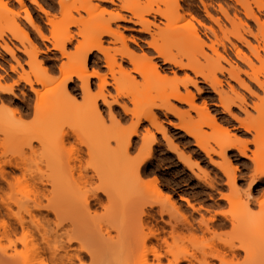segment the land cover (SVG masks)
Here are the masks:
<instances>
[{
	"label": "bare ground",
	"instance_id": "obj_1",
	"mask_svg": "<svg viewBox=\"0 0 264 264\" xmlns=\"http://www.w3.org/2000/svg\"><path fill=\"white\" fill-rule=\"evenodd\" d=\"M14 1L24 13L23 18L21 12L12 10L10 0H0V57L5 53L16 60V66L9 65L7 70L0 65V264H231L240 259L249 264L255 257L256 264H264V220H259L257 230L255 222L244 216L253 212L254 205L264 212V192L260 200L254 201L246 194L244 200L238 195L235 204L231 201L233 192H240L236 188L238 168L228 155L233 150L254 165L251 183L254 176V184L264 179L263 0H215L217 4L213 0H196L197 5H193L194 0L187 1L197 9L195 13L186 12L184 0H74V7L68 6V1L57 0L56 13L52 5L29 0L44 15L43 24L49 29L35 26L22 0ZM96 2L116 6L119 11L110 13ZM241 17L255 25V32ZM22 19L41 41L65 59L57 68V75L38 60V49ZM116 21L138 27V33L149 38L148 52L138 55L130 49L127 42L135 41L123 36L118 27L112 28ZM72 28L77 29L80 40L72 51L66 52L65 46L75 38L70 34ZM6 32L22 45L21 53L26 57L23 65L14 58L5 40ZM233 41L250 55L244 54ZM117 43L119 47L105 46ZM229 51L247 71L236 66ZM93 53L94 64L97 66L98 56H102L104 66L88 68ZM155 60L162 65L158 67ZM121 62L130 69L126 70ZM165 65L189 71L195 80L186 74L180 78ZM91 78L96 80V91L90 89ZM58 79L55 91H60L61 96L50 100L44 89ZM196 79H201L210 90L199 107L195 95L187 89L192 86L199 93ZM74 81L81 85L82 104L66 108V100L76 101L78 95L68 87ZM230 82L247 92L250 107L246 97ZM21 86L27 87L34 99L24 97L18 107L14 101L19 98L16 92ZM108 87L113 88L115 96L108 94ZM118 100H126L127 104ZM171 101L187 105L188 110L181 112ZM98 102L109 109L107 120L118 128L116 133L105 130L107 120L99 111ZM111 104L120 106L122 113L110 114ZM47 108L55 109L59 118L73 125L76 131L71 138L67 135L70 129L56 133L50 127L54 117L27 123ZM216 109H221L230 121L218 117ZM157 111L176 117L179 124L170 125L182 131L210 161L212 154L221 158L222 163L211 162L227 178L225 186L232 194L220 195L217 207L222 203L230 208L235 205L244 210L242 215L219 213L204 225L194 226L184 212L181 214L182 208L171 193L154 176L147 177L144 169L152 146L157 143L151 129L162 136L188 170L194 167L204 174L197 162L172 146ZM231 121L246 134L253 133V158L247 155L249 142L232 132L238 128ZM144 123L148 127L139 134ZM134 137H140L137 157L118 165L120 160L129 161ZM81 138L91 148L86 147L83 153L72 152L71 143ZM208 184V189L219 188L218 183ZM15 195H19V200H14ZM179 201L196 210L187 198L181 197ZM224 230L228 236L217 241L218 233ZM198 234L209 244L199 256L184 250L185 243L195 241Z\"/></svg>",
	"mask_w": 264,
	"mask_h": 264
},
{
	"label": "rangeland",
	"instance_id": "obj_2",
	"mask_svg": "<svg viewBox=\"0 0 264 264\" xmlns=\"http://www.w3.org/2000/svg\"><path fill=\"white\" fill-rule=\"evenodd\" d=\"M63 1L64 2L68 1V3H69L68 6H70V7H74V5L75 6L77 5L76 3H74V0H63ZM184 1H185V3H182V4L183 5L185 4L184 8H185L186 12L189 10V12L195 13V11L197 9H194V7H190L192 2L191 3L187 2L189 0H184ZM213 1H214V4H217V1H215V0H213ZM38 2L43 6H44V4L52 5L53 6V12L54 11H55V13L57 12V8H58L56 5L57 0H38ZM194 2L195 3L193 5L198 4L196 0H194ZM263 2H264V0H263ZM22 3L31 13L35 26H40V27H44L45 29H49V27H46L43 24V23H45L44 15L40 14L36 10V8L29 3V0H22ZM96 3L98 5L100 4L99 6L106 9L110 13H114V12L119 11L118 7H116V6L105 5V4H101L98 2H96ZM10 4H11V8H13L12 9L13 11H19L20 10L19 9L20 6L17 5V3L14 0H10ZM19 12H21L19 14H20L21 18H23L24 13H22V11H19ZM119 13L122 16L123 15L128 16L127 14H125L123 12H119ZM198 13L202 15L201 12L198 11ZM105 17H107V16H105ZM241 18L243 21L245 20V19H243V17H241ZM21 21L24 24H26L23 19ZM222 22L225 23L223 20H222ZM244 22H246V24L252 29V31L255 32V25L253 23H251L249 21H244ZM26 26L28 27V32H30L29 38H30L31 42H33V44L38 49V52H39L38 60L43 61L44 67L52 69L54 71V73L57 75L58 74L57 68H59L62 65L61 63L65 62V59L63 57H61V55L58 53V51L53 50L48 43H46V42L44 43L43 40H42L43 41L42 42L40 40V38L37 36V34L35 33V31L33 29H31L27 24H26ZM115 27H118L120 33H122L123 36H125L126 38L130 37V38L134 39L135 44L127 42V45L129 46L130 49L134 50L138 55L142 54L143 52H146V53L148 52L146 42L149 41V38L146 35L138 33V31H137V30H139L138 27H135L132 24L124 23L122 21H116V22L112 23V28H115ZM70 30H71V33H70L71 36H74L75 38H74V40H72V44L70 43V44H67L65 46L66 52L72 51L74 49V46H76V41L80 40V38L77 35V32H78V31H76L77 29L72 28ZM44 34H45V36L48 35L47 37H49V33L47 31L46 32L44 31ZM5 35H6L5 36L6 42L11 46V48L14 52V56H15L14 58L17 59V61L23 65L24 62L26 61V57L24 55H22V53H21L22 52V45L19 42L13 40L9 33L6 32ZM246 39L250 40L254 44L252 39H249V38H246ZM104 40H106L107 42L110 41V39H108V38H106ZM234 42H235V45L239 49H241V51L244 54L250 55L249 51L245 47H242V45L240 43H237L236 41H233V43ZM24 45L26 47L28 46L26 42H24ZM105 46L119 47L120 43L113 44V45L112 44H105ZM172 52L176 53L175 50H172ZM229 53H230V57L235 62L236 66L243 71H247L246 66L244 64H242L241 62L237 61L230 51H229ZM2 54H3L2 55L3 57L2 56H1L2 58L0 57V65H2V67H4L7 70V69H9L8 68L9 65L10 66H16V60L14 61V59H12L10 56H7L5 53H2ZM95 56H96L95 53L90 55V59L87 62L89 69H94L95 67L99 68V66L101 68L102 66H104V63L102 62V60H103L102 56H98L100 58L98 65L96 66L94 64L95 63L94 62ZM252 61H254V60H252ZM154 62L157 64L158 67H160L162 65V62L160 60H155ZM121 64L124 68H126V70L130 69V66L127 63L121 62ZM164 68H166V69L169 68L170 70L173 69V67L169 66V65H165ZM173 70L175 72H177V76L180 78H184L185 74H186L187 76H189L195 80L194 76L189 71H177L175 69H173ZM101 71L103 73H105L106 69L102 68ZM133 76L137 80H139V78L136 75H133ZM168 76H170V77L172 76V74L169 71H168ZM242 79H244L247 83H249L243 76H242ZM196 81H197V89L199 90V93H197L196 88H193L192 86H188L187 89L192 94L195 95V97H196L195 104L199 107V106H202L203 101L207 100V98L209 97L208 92H210V90L205 84H203L201 79H198V80L196 79ZM56 82H59V79L56 80L55 82H53L51 85H48L47 88L44 89V93L47 91L49 92L48 98L50 100L56 98L57 96H61L60 91H59V93H57L55 91L56 86L58 85V83H56ZM109 82H111V81H109ZM227 82H229V81L227 80ZM89 83H90V89L92 91H96V80L91 78V79H89ZM230 84H232V86H234V88L239 93L241 92V94H243L246 97L247 102H248L247 104L250 107L251 106L250 98H249V95L247 94V92L239 89L237 87V85L233 82H230ZM79 85H80V83L78 81H74V83H70L68 85V87L70 89H75L76 93L78 95L76 97V101L66 100V102H65L66 105H64L66 108L73 106V105L82 104L81 98H80L81 89H79L80 88ZM251 87L254 91H256V93L258 95H261V92L258 91L253 85ZM18 90L19 91H17L16 94L18 95L19 98L15 99V101H14L15 104L18 105V107L23 104L22 101L23 102L25 101L24 97L25 98L28 97V99H31V100L34 99V96L29 92V89L27 87L25 88V87L21 86ZM224 90H227L226 86L224 87ZM107 92H108V94H111V97L115 96V92H114L112 87H108ZM182 92H183V90H182ZM22 93H23V95L21 96ZM58 99L62 100L63 98L58 97ZM108 100H110V99H108ZM118 102L120 104L122 102L127 104L126 100H122V101L118 100ZM171 104L174 105L181 112H185L188 110V107L185 104H179V103L174 102V101H171ZM62 106H63V103H62ZM98 108H99V111L101 112L103 118L105 120L109 119V114H108L109 109H107L106 106L104 107V105H101V102H98ZM216 110L218 111L217 112L218 117L230 121L229 117L226 114H224L221 109H216ZM110 112L109 113L113 114L114 116L116 114L122 113L120 106L118 107V105H115V104H111ZM233 112L235 114L238 113V116L240 118H244V115L242 113H239L236 109H233ZM248 112L251 113L252 115H254V112L251 110V108H248ZM58 113L56 112L55 109L47 108V109H44V112H42V114L35 115L34 117H30V119H28L27 123L31 124L32 121H34L38 118H41V117H44V118L54 117L50 127L57 133L61 129H65V125L67 124L66 121H63L62 118H59ZM156 114H157L158 120L162 123V126L165 128V130L167 132V136L171 139L172 146L176 147L177 151L182 153L184 155V157H190V159L193 162L195 161L194 163L197 162V164H198L197 166H200L201 167L200 169H202L204 174L206 173L208 175V176H206V174H205V176H206L205 177L204 174L199 172V170H197L194 167H192V171L188 170V167H186L182 162H180L176 158L175 154H173L171 152V149H169V147L167 146V142L162 138V136L160 134H157L156 132H154V130L151 129L152 133H154V138L156 139L157 143H155V145L152 146L153 148L151 149V156H150V159L148 160L149 162L147 161V165H146V168L144 169V171L145 172L147 171L146 174L149 175L147 177L152 178V176H154L159 181V183H161L160 185L162 186V188L164 190L168 191L169 193H171V195L176 200V202H178V205H180V208H182V211H180V212H182L181 214L183 215L185 213L184 216L186 219L188 218L187 220L189 223H192V225H194V226L201 225L203 223L208 222L216 214H219V213H229V214H235V215H242L244 210L239 209L238 207L236 208L234 205L238 199L237 197H239V196L242 197V199L244 200L245 195L249 194L254 201L260 200V196H261L262 192H264V179H259L254 184V187H255L254 192L251 189H248L246 194L241 195V192L247 188V185L249 183H251L252 176L254 175L253 174L254 173L253 172L254 171V168H253L254 165L247 158L239 157L236 154V152L233 150L228 152L229 157H232L231 160L233 162V165H235L238 168V171H236V173H235V175H237L236 176V188L239 190L240 193L236 195L233 192V194H232V191L227 189V187L225 186L226 182H227L226 181L227 178L225 179V176H223V174L220 173L215 168V165L213 164V163L217 164L220 162L222 163L221 158H219V156L217 157L216 155L212 154V156H211V161L213 162L212 163L208 158H206L204 156V154L200 153L197 150V148L193 145L194 143L192 140H189L187 137H184V133L182 131H180L179 129H175L174 127L171 126L173 124L174 125L179 124V121L176 117H174L173 115L164 116V113H162L161 111H157ZM1 116L2 115H0V117ZM4 116L6 117L5 114H4ZM126 120H128V119H126ZM107 121L105 124L107 126H104L105 130L111 134L116 133L118 131L117 130L118 128L113 126L109 121L108 122ZM231 122H232V125L234 127L238 128L237 124H235L233 121H231ZM128 124H129V121L127 123H125V125H128ZM147 127H148L147 123L142 124V126H140L138 129V133L139 134L143 133V130ZM237 130H239V131H237ZM232 132H234L236 137L240 138L241 140L249 142V144L247 145V149H248L247 155H249L248 156L249 158H253L252 153L255 151V148L251 142L253 133L246 134L243 130L241 131V129H239V128L236 129L235 131H232ZM139 151H140V137H134V138H132V149L130 150L129 161L126 159L120 160L117 162L118 165H123V164L130 162L131 159L133 160V158L137 157V152H139ZM215 151H216V153L218 152L216 148H215ZM144 152H147V150H145ZM194 152H198V154H200V155H194L193 154ZM145 157H146V155H145ZM145 178L146 177H144V179ZM208 183H218L219 188L217 187L218 188L217 190H213L211 188L208 189L209 188ZM231 194L233 195V196H231V198L233 199L231 201L234 202V204L231 202L232 205H234L231 208H234V209H231L227 203H222L221 207H217V204H218L219 199H220V195L228 196ZM181 197L187 198L189 200L190 204L192 206H194V209H196V210L193 211L192 209L187 207V205L185 203L180 202L179 198H181ZM17 199L19 200V195L14 196V200H17ZM252 209H253L252 210L253 212L249 211V214H250V212L252 213V215L250 217H249V214H245L244 216L247 217V215H248L247 218H249L251 222H255L256 225L254 223L253 224L256 227L258 225L259 220H261V219H262V221L264 220L263 219L264 218V212H261L262 209L260 211V208H258V205L252 206ZM166 219L167 218L164 217V220H166ZM249 219H247V220L249 221ZM260 222H259V224H260ZM250 225L252 226V224H250ZM256 229L258 230V227H256ZM221 232H224V233H221ZM221 232L218 233L219 235L217 236V241L226 239L225 237L228 236L225 234L227 232V230H224ZM229 233H230V231L227 234H229ZM198 236H199V234L196 237H198ZM203 238L204 237H202V235H201L196 239L194 238L195 241H192V242L190 241L188 243H185L187 245H185V248L183 247L184 250H186L190 254L193 252L192 254H197V256H199L198 253L205 251L207 249V247L209 246V244L206 242V239L205 238L203 239ZM1 244L4 245V244H6V242H1ZM147 245H149V243ZM262 245L264 247V242L262 243ZM255 259H256V257L254 259H252L249 264H252V263L254 264L257 261ZM242 260L243 259H240V261H236V262H238L237 264H243ZM253 260H255V261H253ZM44 262L47 263V260L44 259ZM236 262H233L231 264H234V263L236 264Z\"/></svg>",
	"mask_w": 264,
	"mask_h": 264
},
{
	"label": "snow or ice",
	"instance_id": "obj_3",
	"mask_svg": "<svg viewBox=\"0 0 264 264\" xmlns=\"http://www.w3.org/2000/svg\"><path fill=\"white\" fill-rule=\"evenodd\" d=\"M101 87H103V85H101ZM96 99H99V97L96 96ZM112 103H116V101H113ZM65 129L66 130L70 129L69 131H67V135L69 136V138H71L72 133L76 131V129L73 127V125L70 122L65 125ZM86 147L91 148V145H89L87 141L83 140L82 138L80 140H76L71 143V151L74 153L76 151H80L81 153H83ZM254 182H255V176L253 177V182L247 185V188L241 192V195L246 194L248 189H251L254 192L255 191ZM261 207L264 208V200H261Z\"/></svg>",
	"mask_w": 264,
	"mask_h": 264
},
{
	"label": "flooded vegetation",
	"instance_id": "obj_4",
	"mask_svg": "<svg viewBox=\"0 0 264 264\" xmlns=\"http://www.w3.org/2000/svg\"><path fill=\"white\" fill-rule=\"evenodd\" d=\"M203 15V14H202Z\"/></svg>",
	"mask_w": 264,
	"mask_h": 264
}]
</instances>
